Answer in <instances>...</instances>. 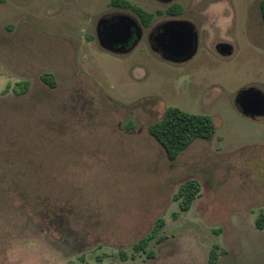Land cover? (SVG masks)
I'll list each match as a JSON object with an SVG mask.
<instances>
[{"label": "rangeland", "instance_id": "1", "mask_svg": "<svg viewBox=\"0 0 264 264\" xmlns=\"http://www.w3.org/2000/svg\"><path fill=\"white\" fill-rule=\"evenodd\" d=\"M113 1L0 0V264H207L213 245L218 264H264L255 225L264 213V117L243 116L235 102L245 89L264 94L260 0H197L201 40L227 42L232 53L197 45L180 65L147 45L103 50L95 24L120 10ZM21 81L29 87L16 96ZM168 107L211 116L214 136L169 160L148 132ZM187 179L199 196L173 219V195ZM158 218L165 239L150 242L152 256L131 258Z\"/></svg>", "mask_w": 264, "mask_h": 264}, {"label": "flooded vegetation", "instance_id": "2", "mask_svg": "<svg viewBox=\"0 0 264 264\" xmlns=\"http://www.w3.org/2000/svg\"><path fill=\"white\" fill-rule=\"evenodd\" d=\"M151 1L165 8L148 11L134 6L137 10H131L128 14L122 12L119 5L120 10L100 17L95 24V38L99 45L102 43L108 47L102 49L116 55H126L137 45H147L160 60L180 65L196 55L197 45H230L223 41L201 40V13L197 12V0H193L194 7L190 10L175 4V0ZM120 16H128L130 22L112 20Z\"/></svg>", "mask_w": 264, "mask_h": 264}, {"label": "trees", "instance_id": "3", "mask_svg": "<svg viewBox=\"0 0 264 264\" xmlns=\"http://www.w3.org/2000/svg\"><path fill=\"white\" fill-rule=\"evenodd\" d=\"M113 4H119L124 8H129L131 10H137L133 5L125 1H113ZM180 9L178 6L176 7ZM259 15L264 26V0H260L258 3ZM41 80L53 88L55 86V80L52 75L44 74ZM29 87L28 81L17 82L12 87V92L16 96L24 95ZM8 88V87H7ZM216 131L215 123L211 116L206 114H195L183 111L176 107H168L161 118L148 127V132L151 137H153L160 146L164 149L166 156L169 160H174L178 154L184 151L194 140L211 139ZM200 185L195 179H187L182 182L177 191L173 195V201L177 202L178 211L172 213V218L176 219L179 212L188 211L193 201L199 196ZM264 224V213L260 212L255 225L257 229H262ZM164 226V219L158 218L153 228L141 239L132 244L131 250L133 254L131 258L134 257V253H145L148 256H152V250H148V246L151 241L156 243L161 242L165 239L162 234V229ZM218 245H213L209 250L207 257V264H217L219 253ZM221 253L224 254L222 250ZM120 257L122 260H126L127 256L121 252Z\"/></svg>", "mask_w": 264, "mask_h": 264}, {"label": "water", "instance_id": "4", "mask_svg": "<svg viewBox=\"0 0 264 264\" xmlns=\"http://www.w3.org/2000/svg\"><path fill=\"white\" fill-rule=\"evenodd\" d=\"M119 17V16H118ZM115 17L112 20H122L130 22L128 16H120L121 18ZM103 49H108L106 45H100ZM216 53L222 57H228L232 53L231 45H215ZM236 105L245 117L251 119H258L264 117V94L256 89H245L238 93L235 99Z\"/></svg>", "mask_w": 264, "mask_h": 264}, {"label": "crops", "instance_id": "5", "mask_svg": "<svg viewBox=\"0 0 264 264\" xmlns=\"http://www.w3.org/2000/svg\"><path fill=\"white\" fill-rule=\"evenodd\" d=\"M263 229H264V224H263V228L262 229H258V230L263 231ZM231 235L234 237L235 240H237V238H239V237H235V235L233 233ZM223 251H224V255L226 257H228L229 260H232V259L233 260H238L239 259L240 253L231 254L228 249H223ZM219 261H220V256L218 258L217 264L219 263Z\"/></svg>", "mask_w": 264, "mask_h": 264}]
</instances>
